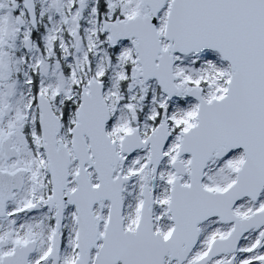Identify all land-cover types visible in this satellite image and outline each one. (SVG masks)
<instances>
[{"label":"snow or ice","instance_id":"snow-or-ice-1","mask_svg":"<svg viewBox=\"0 0 264 264\" xmlns=\"http://www.w3.org/2000/svg\"><path fill=\"white\" fill-rule=\"evenodd\" d=\"M0 264H264V0H0Z\"/></svg>","mask_w":264,"mask_h":264}]
</instances>
